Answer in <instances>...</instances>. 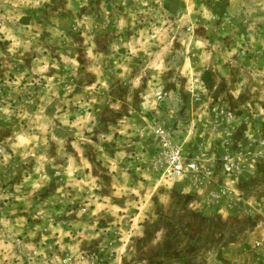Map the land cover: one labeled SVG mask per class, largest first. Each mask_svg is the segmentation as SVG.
Instances as JSON below:
<instances>
[{"label":"rangeland","instance_id":"obj_1","mask_svg":"<svg viewBox=\"0 0 264 264\" xmlns=\"http://www.w3.org/2000/svg\"><path fill=\"white\" fill-rule=\"evenodd\" d=\"M14 263L264 264V0H0Z\"/></svg>","mask_w":264,"mask_h":264},{"label":"built area","instance_id":"obj_2","mask_svg":"<svg viewBox=\"0 0 264 264\" xmlns=\"http://www.w3.org/2000/svg\"><path fill=\"white\" fill-rule=\"evenodd\" d=\"M152 136L156 142L157 161L166 174L191 175L197 168L195 159L186 158L174 142L168 131L160 125L152 128Z\"/></svg>","mask_w":264,"mask_h":264},{"label":"crops","instance_id":"obj_3","mask_svg":"<svg viewBox=\"0 0 264 264\" xmlns=\"http://www.w3.org/2000/svg\"><path fill=\"white\" fill-rule=\"evenodd\" d=\"M82 175H85V172L82 173ZM87 175H88V173L85 175V179L81 181L82 184L87 183V182H86L87 177H88ZM86 176H87V177H86ZM89 176H90V175H89ZM9 217H13V218H14V217H16V215H15V214H12V216L9 215ZM39 246H40V245H39ZM45 248L49 250V248H53V246H52V245H50V246L47 245ZM53 252H54V249H53ZM36 259L39 260L40 257H36ZM61 261L67 262V261H69V259H68V258H62ZM17 263H18V262H17ZM14 264H15V263H14ZM60 264H61V263H60Z\"/></svg>","mask_w":264,"mask_h":264}]
</instances>
